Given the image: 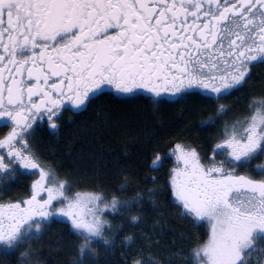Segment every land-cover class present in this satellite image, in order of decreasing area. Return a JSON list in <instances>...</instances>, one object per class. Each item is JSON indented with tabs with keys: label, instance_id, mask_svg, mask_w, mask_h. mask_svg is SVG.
<instances>
[{
	"label": "snow or ice",
	"instance_id": "snow-or-ice-1",
	"mask_svg": "<svg viewBox=\"0 0 264 264\" xmlns=\"http://www.w3.org/2000/svg\"><path fill=\"white\" fill-rule=\"evenodd\" d=\"M259 63L264 0H0V124L12 127L0 139L9 158L0 154V180L14 177L16 165L39 167L15 142L27 151L26 135L42 113L53 121L66 104L80 109L106 86L172 103L192 93L219 101L244 85ZM225 112L218 105L217 114ZM169 155L177 162L170 186L182 215L209 230L207 241L192 250L193 264L264 260V97L225 122L207 163L179 143ZM160 163L156 153L153 169ZM238 168L254 175H240ZM66 191L65 181L40 169L30 199L0 204V255L19 251L38 238L41 223L60 216L83 240L79 264H95L89 246L114 245L105 213L130 211L141 198ZM42 193L46 198L38 199ZM139 219L130 216L132 224ZM29 258L22 253V264ZM132 262L159 264L151 256Z\"/></svg>",
	"mask_w": 264,
	"mask_h": 264
},
{
	"label": "trees",
	"instance_id": "trees-1",
	"mask_svg": "<svg viewBox=\"0 0 264 264\" xmlns=\"http://www.w3.org/2000/svg\"><path fill=\"white\" fill-rule=\"evenodd\" d=\"M260 97H264V63L251 67L246 83L219 101L201 93L172 103L168 97L161 100L144 92H105L80 110L62 113L54 120V129L51 122L34 125L31 135H26L24 154L39 169L65 181L69 196L100 192L107 199L115 196L121 201L141 197L130 211L105 213L114 245L105 246L102 241L90 245L95 264H133V257L147 260L149 256L159 264H193L192 250L207 241L209 230L206 223L194 225L182 215L170 186L175 159L169 152L179 143L194 149L201 162L207 163L225 122L245 115L252 99ZM218 105H224L226 112L218 115ZM5 134L1 132L0 139ZM156 153L161 163L153 169ZM16 168L14 177L0 180V204L31 198L40 171ZM236 171L254 175L250 168ZM131 215L140 217L136 224L130 222ZM52 218L41 223L38 238L10 256L0 255V264H22L24 252L30 253L27 264H79L82 238L68 221ZM128 236L132 237L130 245L125 244Z\"/></svg>",
	"mask_w": 264,
	"mask_h": 264
},
{
	"label": "flooded vegetation",
	"instance_id": "flooded-vegetation-1",
	"mask_svg": "<svg viewBox=\"0 0 264 264\" xmlns=\"http://www.w3.org/2000/svg\"><path fill=\"white\" fill-rule=\"evenodd\" d=\"M105 92H112V93H115V94H120V93H117L113 88H111V87H105L104 88V90L102 91V92H100V93H98L97 95H100V94H102V93H105ZM33 99H37L36 97H34ZM87 103V102H86ZM68 110H80V109H76V108H73L71 105H69V104H66L65 106H64V108L63 109H61L60 111H59V113H58V115H56V116H54L53 117V121H49L48 119H47V116L45 115V114H41L42 116H43V119H40L39 117H37L36 118V123H34L33 124V126H32V128L34 127V125H36V124H38V123H48V122H54V120L58 117V116H60L62 113H64V112H66V111H68ZM6 119V118H5ZM10 123V122H9ZM12 130V127L11 126H8V125H3V124H0V134H1V132H6V134L4 135V137L10 132ZM30 130H32V129H30ZM29 130V131H30ZM3 137V138H4ZM3 138H1V139H3ZM16 143V147H18V148H21V149H23V145L22 144H20L19 143V141H17V142H15ZM2 150L3 149H0V154H1V152H2ZM24 150V149H23ZM2 155H5L6 157V159L8 158L7 157V154L6 153H2ZM6 159H5V161H6ZM9 159V158H8Z\"/></svg>",
	"mask_w": 264,
	"mask_h": 264
},
{
	"label": "rangeland",
	"instance_id": "rangeland-1",
	"mask_svg": "<svg viewBox=\"0 0 264 264\" xmlns=\"http://www.w3.org/2000/svg\"><path fill=\"white\" fill-rule=\"evenodd\" d=\"M22 151H24L23 149H21ZM2 153H6L7 154V149L5 148V149H3L2 150V152H1V154ZM26 155V154H25ZM175 159V158H174ZM175 167H177V162H176V160H175ZM174 167V168H175ZM27 170H29V171H40V169L39 168H36V169H27ZM44 198H46V193H42L41 194V196L40 197H38V199H44ZM56 203H58L57 201H54V204H56ZM23 206V205H22ZM56 217H58V218H61V219H64V220H66V221H68L69 223H70V221L66 218V217H60V216H56ZM53 219V218H52ZM257 256H259V254H257ZM252 261H255L254 263H252ZM252 261H250L249 262V264H264V260H257V259H254V260H252Z\"/></svg>",
	"mask_w": 264,
	"mask_h": 264
}]
</instances>
